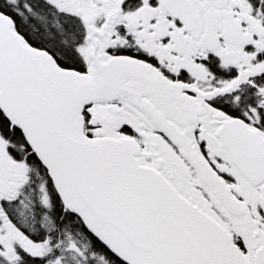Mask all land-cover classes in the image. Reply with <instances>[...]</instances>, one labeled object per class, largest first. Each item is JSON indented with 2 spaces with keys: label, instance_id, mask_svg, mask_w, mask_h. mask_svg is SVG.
Here are the masks:
<instances>
[{
  "label": "snow or ice",
  "instance_id": "obj_1",
  "mask_svg": "<svg viewBox=\"0 0 264 264\" xmlns=\"http://www.w3.org/2000/svg\"><path fill=\"white\" fill-rule=\"evenodd\" d=\"M0 264H264V0H0Z\"/></svg>",
  "mask_w": 264,
  "mask_h": 264
}]
</instances>
